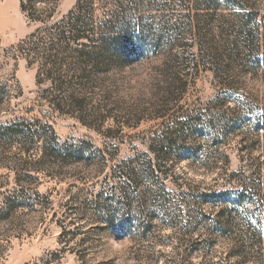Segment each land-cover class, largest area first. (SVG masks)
<instances>
[{"label": "rangeland", "instance_id": "rangeland-1", "mask_svg": "<svg viewBox=\"0 0 264 264\" xmlns=\"http://www.w3.org/2000/svg\"><path fill=\"white\" fill-rule=\"evenodd\" d=\"M36 7L45 23L0 0V264H264V0ZM73 26L100 38L92 55L66 50ZM178 119L179 142L150 149ZM16 124L29 137L6 138ZM44 125L57 157L43 154ZM128 164L147 171L123 175ZM243 180L263 189L248 203L263 234L253 245L242 209L217 232L233 192L202 195Z\"/></svg>", "mask_w": 264, "mask_h": 264}, {"label": "trees", "instance_id": "trees-1", "mask_svg": "<svg viewBox=\"0 0 264 264\" xmlns=\"http://www.w3.org/2000/svg\"><path fill=\"white\" fill-rule=\"evenodd\" d=\"M59 0H21V8L24 12H26L32 20L34 21H38V22H43L45 23L47 21L46 17L40 16V15H36V13L40 12L37 9V3H44V4H48L51 9H54L57 7ZM80 6V2L78 3V8ZM41 13V12H40ZM71 15V14H69ZM69 15H67L66 17H68ZM65 19V18H64ZM79 22V19L77 20ZM54 25H57V23H55ZM74 27V26H73ZM71 36H66V50H68L72 44L73 46L76 45L75 50L81 52L82 55H89V53L91 54V52L89 51H85L86 48H89L90 46H92V43L96 40V39H100L97 38L94 34H92V32L90 33L88 29H83L81 27H74V29H71ZM39 32V29H38ZM71 37V38H70ZM62 35H59L58 39L63 40ZM81 40H86V41H81ZM103 42V41H102ZM119 49H122V51H128L130 52V50L132 49L131 44L125 40L121 47ZM30 50V49H29ZM34 50V49H33ZM36 50V49H35ZM35 50L33 52H35ZM92 55V54H91ZM37 56V55H36ZM67 98V97H66ZM186 120L184 119H178V120H174V122L169 123L167 122L165 124V128L162 130V132L157 133L156 136L152 137V141L150 144V149H153L154 152L156 150V144L161 145V149L162 147H164V145L171 147L173 145H175L177 142H179V139L181 138V128L185 125ZM13 125H6V138H11L12 136H23L24 138L29 137V131H26L25 129H19L18 131L15 130ZM37 138L41 141H43V154L44 155H48V156H58L60 154L59 152V142H58V136L56 134L55 129L50 126V125H44L43 127V131L42 132H38L37 133ZM0 140H2V137L0 138ZM81 152V151H79ZM83 153V152H82ZM46 157V156H44ZM152 161L150 160V164L148 165L149 172L148 174H152L155 176L156 174V164L155 166L151 163ZM124 166V168L122 169V171H120L123 175L126 174L128 176H137L138 175H145L146 171L145 169L141 170V171H137V169H135V167H132L131 165L128 164V166L126 167ZM232 176L238 175L239 173L237 171H234L231 173ZM231 179V178H229ZM241 187L240 185H238L237 189H234L235 191H225L223 192L222 195H219L218 192L214 189V190H207L205 191L202 195L206 197L207 200H210L214 202V200H217L220 198V196H223V199L225 198V196H228V193L233 192V203H234V208H232V211L229 210V212L227 213V211L225 213H220L218 214L215 218H213V220L216 222V228H218L217 232H219L220 234H230V232L234 231L236 226L239 225L240 223H238V217L241 214V209L243 211H245L246 214V219L245 221V225H246V232L245 234L247 235V239L249 238H253L252 241H250V244L253 245L254 241L260 242L263 239V234H261V229H256V227L254 226L253 222L254 221H250L252 216H249L250 213H252L254 210L248 205L249 202L255 201V197L260 198V196H258V189L263 190L262 188H258V187H253V185H250L246 182L241 183ZM128 196V195H127ZM261 201V200H258ZM239 206L241 208H239ZM255 210H258V213H264V203L263 202H259L258 204H256L255 206ZM225 211V210H223ZM234 211V212H233ZM238 216V217H237ZM249 216V218H248ZM111 219H109L110 221ZM261 220L258 221V223L261 224ZM111 227L113 228H122V227H126V223L124 222H113V224H111ZM251 235V236H249ZM233 251L231 256L233 255H238V256H244L246 255L247 252L246 250L244 251H238L235 247H233ZM47 256L42 257V261H46Z\"/></svg>", "mask_w": 264, "mask_h": 264}]
</instances>
